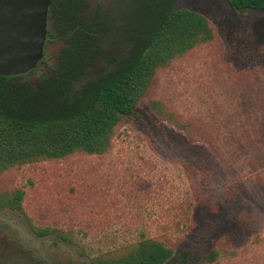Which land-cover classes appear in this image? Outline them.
I'll use <instances>...</instances> for the list:
<instances>
[{
    "label": "rangeland",
    "instance_id": "374dc122",
    "mask_svg": "<svg viewBox=\"0 0 264 264\" xmlns=\"http://www.w3.org/2000/svg\"><path fill=\"white\" fill-rule=\"evenodd\" d=\"M175 8L203 13L216 31L161 68L149 93L190 132L144 98L117 126L109 152L3 172L0 190L26 195L24 211L0 212V264H91L143 237L174 246L165 264H264V10L224 0H178ZM63 45L47 38L25 78L50 74Z\"/></svg>",
    "mask_w": 264,
    "mask_h": 264
},
{
    "label": "trees",
    "instance_id": "16d2710c",
    "mask_svg": "<svg viewBox=\"0 0 264 264\" xmlns=\"http://www.w3.org/2000/svg\"><path fill=\"white\" fill-rule=\"evenodd\" d=\"M224 1L238 10H264V0ZM177 2L120 0L105 8L91 7L90 0H52L47 38L64 42L56 67L35 82L25 74L0 75V176L41 159L109 152L117 126L144 98L190 132V122L149 95L161 68L216 36L206 15L176 9ZM25 195L22 187L0 190V212L24 211ZM174 254L166 240L143 237L123 254H98L90 263L165 264Z\"/></svg>",
    "mask_w": 264,
    "mask_h": 264
},
{
    "label": "water",
    "instance_id": "95a60500",
    "mask_svg": "<svg viewBox=\"0 0 264 264\" xmlns=\"http://www.w3.org/2000/svg\"><path fill=\"white\" fill-rule=\"evenodd\" d=\"M52 0H0V75L25 74L44 57Z\"/></svg>",
    "mask_w": 264,
    "mask_h": 264
}]
</instances>
